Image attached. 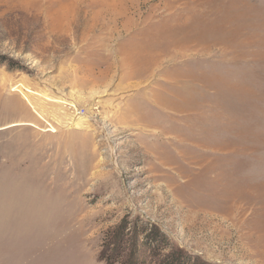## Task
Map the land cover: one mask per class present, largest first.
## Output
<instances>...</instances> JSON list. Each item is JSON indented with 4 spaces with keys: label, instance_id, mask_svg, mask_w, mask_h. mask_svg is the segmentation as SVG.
Segmentation results:
<instances>
[{
    "label": "rangeland",
    "instance_id": "374dc122",
    "mask_svg": "<svg viewBox=\"0 0 264 264\" xmlns=\"http://www.w3.org/2000/svg\"><path fill=\"white\" fill-rule=\"evenodd\" d=\"M133 233L264 264V0H0V264H130Z\"/></svg>",
    "mask_w": 264,
    "mask_h": 264
},
{
    "label": "trees",
    "instance_id": "16d2710c",
    "mask_svg": "<svg viewBox=\"0 0 264 264\" xmlns=\"http://www.w3.org/2000/svg\"><path fill=\"white\" fill-rule=\"evenodd\" d=\"M127 228V225H120L119 228L117 230H115V232L110 236V241L112 243L117 244L116 246V249L118 250L119 248L123 249L124 248V245L123 243L125 242L124 240H126V235H129V232H125ZM159 234H162L163 236H165L162 232H158ZM141 235V234H140ZM140 235L138 233H133L129 238H132L134 239L133 241L135 242L134 243V250L132 252V254L129 256V260H130V264H142L143 262H141V260H139V258L137 257V252L138 250L140 249V238L143 240V242L148 243L149 239H150V233H147L146 236H143V237H140ZM102 256L101 258L102 259H105L107 261V263L109 264H114L115 260L114 258H112L111 256H109V254H104V252H102ZM185 258V257H184ZM165 264H185V260L179 258V261L176 260L175 262V259H172V255H168L166 256L165 258V261H164ZM124 264V263H122Z\"/></svg>",
    "mask_w": 264,
    "mask_h": 264
},
{
    "label": "bare ground",
    "instance_id": "6f19581e",
    "mask_svg": "<svg viewBox=\"0 0 264 264\" xmlns=\"http://www.w3.org/2000/svg\"><path fill=\"white\" fill-rule=\"evenodd\" d=\"M18 87H21V86L19 85ZM25 89H26V88H25ZM25 89H23V88L20 89V88H19L18 92H21V94H22L23 92H28V93H32V94L34 93V91L31 90V89H28V91L25 90ZM34 94H36V93H34ZM25 101H26L27 104H29L30 108L36 113V115H37L41 120H44V121H45V118H44L43 114L40 112V110H39L37 104H36L32 99H27V100H25ZM55 102H58V101H55ZM58 103H59V102H58ZM31 123H32V122H30V123H28V124H26V125H22V126H31V127H32ZM20 126H21V125H20ZM36 129L39 130V128H36ZM44 131L46 132V130H44ZM49 132L57 133V132H58V129H55V130H52V131H49Z\"/></svg>",
    "mask_w": 264,
    "mask_h": 264
}]
</instances>
